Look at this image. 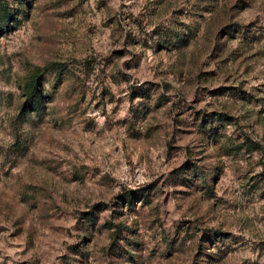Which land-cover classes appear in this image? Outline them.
<instances>
[{
  "label": "rangeland",
  "instance_id": "rangeland-1",
  "mask_svg": "<svg viewBox=\"0 0 264 264\" xmlns=\"http://www.w3.org/2000/svg\"><path fill=\"white\" fill-rule=\"evenodd\" d=\"M1 9L0 264H264V0Z\"/></svg>",
  "mask_w": 264,
  "mask_h": 264
},
{
  "label": "trees",
  "instance_id": "trees-1",
  "mask_svg": "<svg viewBox=\"0 0 264 264\" xmlns=\"http://www.w3.org/2000/svg\"><path fill=\"white\" fill-rule=\"evenodd\" d=\"M10 19H11V15L9 14V12L7 10L4 11L1 9L0 10V21L4 24H8ZM38 78L39 76L35 75L32 82H30L27 85V88H26L27 100L25 102L23 110L36 111L38 113H42L46 108L45 98L47 96L44 94L42 89L38 88ZM129 202H130L129 204L132 205V202L131 201Z\"/></svg>",
  "mask_w": 264,
  "mask_h": 264
}]
</instances>
